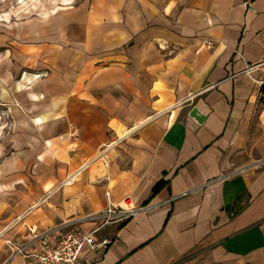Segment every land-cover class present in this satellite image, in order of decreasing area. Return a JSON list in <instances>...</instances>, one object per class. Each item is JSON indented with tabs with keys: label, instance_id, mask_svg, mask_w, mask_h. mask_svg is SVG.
Wrapping results in <instances>:
<instances>
[{
	"label": "crops",
	"instance_id": "obj_1",
	"mask_svg": "<svg viewBox=\"0 0 264 264\" xmlns=\"http://www.w3.org/2000/svg\"><path fill=\"white\" fill-rule=\"evenodd\" d=\"M52 1L0 59V264L108 203L149 209L86 264H264V0Z\"/></svg>",
	"mask_w": 264,
	"mask_h": 264
},
{
	"label": "built area",
	"instance_id": "obj_2",
	"mask_svg": "<svg viewBox=\"0 0 264 264\" xmlns=\"http://www.w3.org/2000/svg\"><path fill=\"white\" fill-rule=\"evenodd\" d=\"M251 0H245L249 5ZM85 167L69 173L63 184H70L76 175ZM189 191H183L177 195L168 197L163 203H170L180 197H184ZM149 209L147 206L121 207L111 203L98 212L93 219L97 220L95 226L89 231L70 229L63 234H52L51 230L38 232L28 228V239L22 243L5 241L8 255L1 264H86L90 262L88 254L98 249L106 248L111 238L98 236L102 227L110 224H119L137 211Z\"/></svg>",
	"mask_w": 264,
	"mask_h": 264
},
{
	"label": "rangeland",
	"instance_id": "obj_3",
	"mask_svg": "<svg viewBox=\"0 0 264 264\" xmlns=\"http://www.w3.org/2000/svg\"><path fill=\"white\" fill-rule=\"evenodd\" d=\"M51 3H53L52 0H0V56H2L0 59L3 61V63L10 65L12 59L10 51L12 46H16V44H29L27 40H18L17 29L21 31L22 24H27V26L24 27L26 29L41 28L43 24H46L42 23V18H38V22L32 23V17L38 16L45 12H50L51 10L59 9L58 7H54ZM16 14H27V16L29 15L31 19L26 22H18L16 20ZM18 19H21V17ZM48 24L51 25V28H58L57 22H49ZM1 136L2 133L0 132V137ZM4 238L5 237L1 236L0 234V243L4 242Z\"/></svg>",
	"mask_w": 264,
	"mask_h": 264
},
{
	"label": "trees",
	"instance_id": "obj_4",
	"mask_svg": "<svg viewBox=\"0 0 264 264\" xmlns=\"http://www.w3.org/2000/svg\"><path fill=\"white\" fill-rule=\"evenodd\" d=\"M161 186H162V185H161V182L156 183V184L152 187L151 195H154L156 192H158V190L160 189Z\"/></svg>",
	"mask_w": 264,
	"mask_h": 264
}]
</instances>
